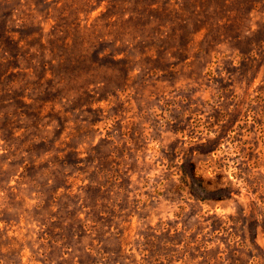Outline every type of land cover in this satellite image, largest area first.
Returning <instances> with one entry per match:
<instances>
[{
	"label": "rangeland",
	"instance_id": "374dc122",
	"mask_svg": "<svg viewBox=\"0 0 264 264\" xmlns=\"http://www.w3.org/2000/svg\"><path fill=\"white\" fill-rule=\"evenodd\" d=\"M0 264H264V0H0Z\"/></svg>",
	"mask_w": 264,
	"mask_h": 264
},
{
	"label": "trees",
	"instance_id": "16d2710c",
	"mask_svg": "<svg viewBox=\"0 0 264 264\" xmlns=\"http://www.w3.org/2000/svg\"><path fill=\"white\" fill-rule=\"evenodd\" d=\"M181 169L183 176L187 178L190 193L195 195H197L198 193L199 196H197L201 199L203 198V195L200 193H206L207 191L211 190V188L209 187L211 185L210 179L204 178L203 176L197 174L196 167L193 161L182 164ZM13 174V172L10 173V175ZM196 190L200 191V193L196 192Z\"/></svg>",
	"mask_w": 264,
	"mask_h": 264
}]
</instances>
